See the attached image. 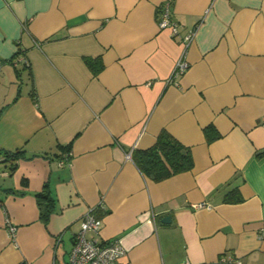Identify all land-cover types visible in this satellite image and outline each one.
<instances>
[{
  "label": "crops",
  "instance_id": "crops-1",
  "mask_svg": "<svg viewBox=\"0 0 264 264\" xmlns=\"http://www.w3.org/2000/svg\"><path fill=\"white\" fill-rule=\"evenodd\" d=\"M166 1L0 0V155L20 154L2 165L0 264L64 263L91 209L86 237L119 239L122 264H264V0H171L174 37ZM161 132L193 165L153 181L131 155Z\"/></svg>",
  "mask_w": 264,
  "mask_h": 264
},
{
  "label": "built area",
  "instance_id": "built-area-1",
  "mask_svg": "<svg viewBox=\"0 0 264 264\" xmlns=\"http://www.w3.org/2000/svg\"><path fill=\"white\" fill-rule=\"evenodd\" d=\"M170 2L171 0H167L159 7L157 25L161 30H169L171 36L174 37L179 34L181 28L180 25L171 18L169 10ZM194 36L195 30H190L181 37L184 52L192 43ZM2 65L3 63L0 61V70ZM187 69L188 63L183 58H180L174 66L171 78L182 76ZM62 157V164L67 163L68 155L63 154ZM127 158H130V155H127ZM6 175L7 172L2 169V158H0V177H4ZM192 207L194 209L202 207L210 208L204 203L194 204ZM94 212L95 209H91L80 219L79 230L74 236L73 246L67 255L66 261L62 264H122L121 259L124 256L125 251L119 239L114 238L98 242L86 237L88 232L93 234L99 233L102 225L101 219L97 218ZM8 232L11 242L14 243V227L10 226ZM259 232L264 234V222L262 223ZM234 264L241 263L235 261Z\"/></svg>",
  "mask_w": 264,
  "mask_h": 264
},
{
  "label": "trees",
  "instance_id": "trees-1",
  "mask_svg": "<svg viewBox=\"0 0 264 264\" xmlns=\"http://www.w3.org/2000/svg\"><path fill=\"white\" fill-rule=\"evenodd\" d=\"M19 155V152L1 154L2 165L5 164L8 170L14 171ZM131 158L139 171L153 181L187 172L193 165L188 150L165 132L159 134L151 148L134 151ZM36 198L40 219L46 222L53 211V199L47 192L37 194Z\"/></svg>",
  "mask_w": 264,
  "mask_h": 264
},
{
  "label": "water",
  "instance_id": "water-1",
  "mask_svg": "<svg viewBox=\"0 0 264 264\" xmlns=\"http://www.w3.org/2000/svg\"><path fill=\"white\" fill-rule=\"evenodd\" d=\"M163 222H167V220H164Z\"/></svg>",
  "mask_w": 264,
  "mask_h": 264
}]
</instances>
